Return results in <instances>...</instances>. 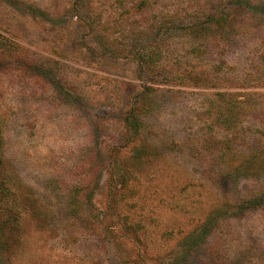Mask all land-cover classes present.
<instances>
[{"label": "rangeland", "instance_id": "374dc122", "mask_svg": "<svg viewBox=\"0 0 264 264\" xmlns=\"http://www.w3.org/2000/svg\"><path fill=\"white\" fill-rule=\"evenodd\" d=\"M0 264H264V0H0Z\"/></svg>", "mask_w": 264, "mask_h": 264}]
</instances>
